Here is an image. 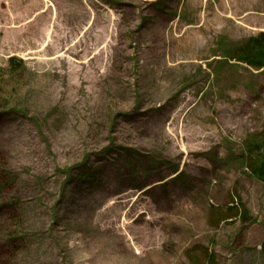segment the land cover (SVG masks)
<instances>
[{
  "label": "rangeland",
  "instance_id": "374dc122",
  "mask_svg": "<svg viewBox=\"0 0 264 264\" xmlns=\"http://www.w3.org/2000/svg\"><path fill=\"white\" fill-rule=\"evenodd\" d=\"M0 32V264H264V0H0Z\"/></svg>",
  "mask_w": 264,
  "mask_h": 264
},
{
  "label": "trees",
  "instance_id": "16d2710c",
  "mask_svg": "<svg viewBox=\"0 0 264 264\" xmlns=\"http://www.w3.org/2000/svg\"><path fill=\"white\" fill-rule=\"evenodd\" d=\"M1 37L2 34L0 33V38ZM237 53L238 56L234 58L236 61L245 63L257 70L263 69L264 68V32L247 40L246 43L242 44V46L239 47ZM254 147L255 150H257L258 156L257 159L250 164L249 168L251 170L252 175L264 184V140L261 143H257ZM231 207L228 208L230 212L233 211ZM238 209L239 211L240 210L242 211V214L240 215L242 217L243 222H248L250 219L247 216L248 210L243 206L242 202L238 203ZM240 215L238 217H240ZM262 249L264 250V242L262 244Z\"/></svg>",
  "mask_w": 264,
  "mask_h": 264
}]
</instances>
